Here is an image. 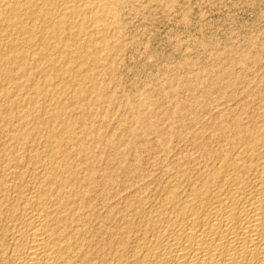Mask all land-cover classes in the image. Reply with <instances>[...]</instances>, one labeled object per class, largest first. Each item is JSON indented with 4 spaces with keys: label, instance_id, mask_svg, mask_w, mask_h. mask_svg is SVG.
I'll return each instance as SVG.
<instances>
[{
    "label": "rangeland",
    "instance_id": "obj_1",
    "mask_svg": "<svg viewBox=\"0 0 264 264\" xmlns=\"http://www.w3.org/2000/svg\"><path fill=\"white\" fill-rule=\"evenodd\" d=\"M28 1L34 4L21 0L19 11L28 16L24 25L34 30L33 47L20 24L12 26L4 19L13 0H0V27L8 29L0 28L1 55L7 60L15 55L16 46V54L26 50L28 54L22 53L30 54L24 66L6 62L15 78L5 80L4 87L0 80L1 198L4 184L16 182L29 189L31 180L45 167L49 169V154L55 153L56 144L48 148L45 143L53 133L49 130L59 133L61 117L67 118L80 138L77 147L67 144L70 153L78 154L72 153L75 157L69 161L82 163L81 175H87L86 189L94 198L92 211L116 207L127 214L134 197L146 204L156 201L163 183L176 171L197 174L209 162L214 146L218 149L225 143L238 115L241 125L247 126L257 108H264V0L93 1L84 34L89 36L84 39L92 46L91 54L85 65L80 64L85 77L78 86L61 85L55 78L56 47L63 43L55 36L52 22H46L43 1ZM75 44L77 52L82 50ZM69 62L80 68L75 59ZM81 87L90 95L76 103ZM39 145L47 149L46 154Z\"/></svg>",
    "mask_w": 264,
    "mask_h": 264
},
{
    "label": "bare ground",
    "instance_id": "obj_2",
    "mask_svg": "<svg viewBox=\"0 0 264 264\" xmlns=\"http://www.w3.org/2000/svg\"><path fill=\"white\" fill-rule=\"evenodd\" d=\"M41 1L43 6H40L43 7L41 10L46 22H52L55 36L63 43L57 39L61 45L56 47L59 63L55 68V78H58L61 85L68 82L69 85L70 82L81 84L80 80L85 77V73L80 64L85 65L91 54L88 51L89 42L84 39L87 36L84 34L89 22L90 6L97 0ZM27 2L29 4L31 1ZM21 5V0H13L12 7L8 8L9 16L6 15L7 19L4 16V19L12 26L20 24L19 27L22 26L28 33L31 45L34 30L31 26L24 25L28 16H24L23 12L20 14L23 11H19ZM33 11L30 12L32 15ZM74 42L82 47V50L77 52L73 48ZM16 49L19 48L16 46L15 50L13 49L15 55L8 56L7 60L3 57L5 54L1 55L2 49L0 50L2 87L6 86L3 83L5 80L13 81L15 78L13 67L5 66L6 62L17 67L24 66L26 58L30 55L27 56L26 48V51H22L26 52V55L22 52L16 54ZM72 58L79 63L77 65L80 68L75 69L67 65ZM92 89L89 91L92 92ZM86 90L83 87L79 89L76 103L85 101L86 95H90ZM257 109L258 112L256 111L255 117L253 116L247 126L241 125L239 115L231 122V129L229 127V133L226 139L224 138L225 143L218 149L214 146L215 150L209 152V162L207 160V163L197 170V174H183L180 172L181 167L180 173L173 172L174 175H170L166 184L163 183L158 198L153 199L156 201L146 204L141 198H130L131 207L127 214H122L116 207L107 208L100 213L92 211L94 198L86 189L87 175H81V172H84L82 163L79 160L77 163L69 161L75 156L72 155L74 152L70 153L67 144L71 142L76 146V143H80V138L78 134L74 135L67 118L61 117L65 114L63 113L59 116L62 118V121H59V133L55 134L57 129L55 132L49 130L53 131L47 132L50 139L46 140L47 143L42 140L46 146L56 144L55 153L51 155V151L49 152L50 161L47 158L50 162L49 169L45 167L38 173L31 180L29 189L15 181L14 184H4V188H1L3 194L2 198L0 197V264H264V108ZM49 119L51 121V118ZM42 147L40 146V149ZM44 150L47 152V149ZM42 157H45L44 154ZM86 161L88 160H85V164ZM32 174L31 176H34Z\"/></svg>",
    "mask_w": 264,
    "mask_h": 264
}]
</instances>
